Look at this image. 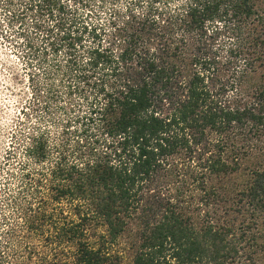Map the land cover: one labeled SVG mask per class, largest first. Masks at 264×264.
I'll use <instances>...</instances> for the list:
<instances>
[{"label":"trees","instance_id":"trees-1","mask_svg":"<svg viewBox=\"0 0 264 264\" xmlns=\"http://www.w3.org/2000/svg\"><path fill=\"white\" fill-rule=\"evenodd\" d=\"M46 1L66 27L68 4ZM110 12L107 28L83 25L95 44L81 60L82 35L61 38L80 66L69 94L85 100L67 111L76 144L54 155L45 134L30 143L50 166L44 200L61 208L27 218L46 241L41 264H114L109 246L132 228L133 264H264V3L130 0ZM96 225L106 233L92 243Z\"/></svg>","mask_w":264,"mask_h":264},{"label":"rangeland","instance_id":"rangeland-1","mask_svg":"<svg viewBox=\"0 0 264 264\" xmlns=\"http://www.w3.org/2000/svg\"><path fill=\"white\" fill-rule=\"evenodd\" d=\"M63 1L69 6L65 10L69 24L61 29L54 26L56 19L45 0H0V254L5 264H41L48 252L46 241L30 233L27 218L47 206L58 213L61 209L44 200L49 201L50 189L43 171L50 166L31 159V140L45 134L52 152L58 155L59 146L63 148L67 143L73 147L79 138L76 133H64L67 119L75 114L67 112L71 104L78 112L77 104L85 100L77 92L69 94V84L76 83L80 66L75 64V54L70 59V53H76L73 41L61 38L64 32L72 37L82 35L81 42L76 43L81 60L87 47L95 44L83 25L86 23L90 29L92 23H101L107 28L113 7L123 10L130 2ZM53 39L61 46L52 45ZM258 80L250 78L249 84ZM82 107L86 109L87 104ZM62 207L66 215L70 214L69 202ZM132 229L109 246L114 264H133L138 243L136 230ZM105 233V226L96 225L90 241L102 242L100 235Z\"/></svg>","mask_w":264,"mask_h":264}]
</instances>
